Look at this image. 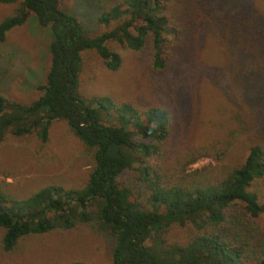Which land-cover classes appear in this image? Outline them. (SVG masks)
<instances>
[{
	"label": "trees",
	"instance_id": "16d2710c",
	"mask_svg": "<svg viewBox=\"0 0 264 264\" xmlns=\"http://www.w3.org/2000/svg\"><path fill=\"white\" fill-rule=\"evenodd\" d=\"M94 3L95 20L107 28L90 35L60 0H0L16 5L0 20V42L31 17L51 36L40 95L29 103L0 95V141L7 133H33L44 143L53 122L62 120L73 137L94 149L82 188L44 186L21 199L0 191L1 252H13L30 234L95 221L114 239L110 264H264V195L257 190L264 185V15L246 6L223 25L214 9L202 10L197 0ZM110 42L136 56L150 51L143 90H152L160 84L153 78L170 71L175 75L161 80L175 87L160 84L164 99L139 104L109 94L82 96L85 52L94 50L108 70L120 68L122 57ZM217 74L227 84L224 102L217 98L212 105L205 93L209 84L221 89ZM181 106L189 117L180 128L184 138L201 136V125L216 119L212 125L225 134L227 154L244 147L220 177L192 179L207 167L187 174L197 159L211 157L209 147L176 153L170 166L175 150L168 139ZM126 172L141 182L143 201L122 183ZM173 225L189 230L185 240H172Z\"/></svg>",
	"mask_w": 264,
	"mask_h": 264
},
{
	"label": "rangeland",
	"instance_id": "374dc122",
	"mask_svg": "<svg viewBox=\"0 0 264 264\" xmlns=\"http://www.w3.org/2000/svg\"><path fill=\"white\" fill-rule=\"evenodd\" d=\"M223 1L197 0L202 10L214 9V16L223 25L234 15L240 14L246 6L256 7L264 15V0ZM60 3L67 12L81 20L86 33L95 35L107 28L95 20L98 10L94 6V0H60ZM15 6L0 4V20L10 15ZM50 41L49 29L40 26L34 17L7 33L6 40L0 42V95L14 103H29L40 95L41 91L37 87L44 83L46 78ZM109 45L122 57L120 68L108 70L94 50L85 52L79 86L82 96L88 98L92 95L109 94L117 101L139 104L143 101L156 102L157 99H164V90L160 84L165 88L167 85L175 87V83L163 82L165 78L175 75L170 71L166 76L159 75L163 80L153 78L160 84L154 86L152 90L147 88L143 90L141 84L150 78L147 74L150 51L146 50L142 55H138L140 56L138 58L118 43L110 42ZM179 62L185 65L182 58ZM215 79L218 80L221 89L217 90L208 83L205 93L212 105L216 104L214 101L217 98L223 99L224 102L222 90H225L227 84L226 76L217 74ZM206 82L204 80L202 84L205 85ZM179 113V116H176L173 133L168 139L169 147L175 150L170 158V166L175 164L176 153H186L185 149L188 148L209 147L211 157L197 159L188 166L187 174L207 167V170L193 176L192 179L220 177L226 163L230 158L233 160L240 156L244 147L235 154H227L229 145L226 140H222L225 134L213 127L217 125L216 119H211L213 125L209 122L201 125V136L184 138L181 136L183 131L180 128H185L183 122L189 120L185 106H181ZM223 151L226 153L221 156ZM93 152L94 149L86 148L71 135L66 122L62 120L53 122L44 143H41L33 133L19 137L7 133L0 141V191L14 199H21L44 186L82 188L94 166ZM122 183L140 195L141 201L144 200L143 186L135 174L126 172L122 177ZM257 190L264 195V185L261 184ZM170 230L172 240L181 241L185 240L189 232L187 228L177 225H173ZM113 248V237L101 231L95 221H90L87 224L78 223L67 230L27 235L21 239L13 252L3 253L0 249V264H68L73 261L85 264H110Z\"/></svg>",
	"mask_w": 264,
	"mask_h": 264
}]
</instances>
